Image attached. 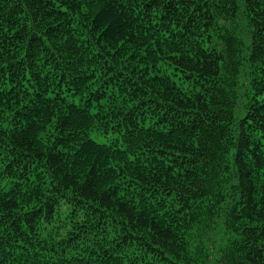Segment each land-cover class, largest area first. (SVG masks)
<instances>
[{
	"label": "trees",
	"instance_id": "trees-1",
	"mask_svg": "<svg viewBox=\"0 0 264 264\" xmlns=\"http://www.w3.org/2000/svg\"><path fill=\"white\" fill-rule=\"evenodd\" d=\"M0 264H264V0H0Z\"/></svg>",
	"mask_w": 264,
	"mask_h": 264
},
{
	"label": "rangeland",
	"instance_id": "rangeland-1",
	"mask_svg": "<svg viewBox=\"0 0 264 264\" xmlns=\"http://www.w3.org/2000/svg\"><path fill=\"white\" fill-rule=\"evenodd\" d=\"M90 137H91V138H94L95 140H97V141H99V142L104 141V139L101 138V136L96 135L94 132H91V133H90Z\"/></svg>",
	"mask_w": 264,
	"mask_h": 264
}]
</instances>
